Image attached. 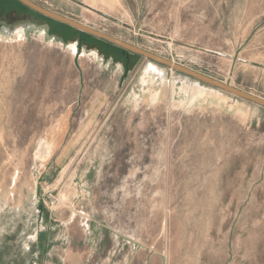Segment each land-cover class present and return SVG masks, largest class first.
Instances as JSON below:
<instances>
[{
  "label": "rangeland",
  "instance_id": "rangeland-1",
  "mask_svg": "<svg viewBox=\"0 0 264 264\" xmlns=\"http://www.w3.org/2000/svg\"><path fill=\"white\" fill-rule=\"evenodd\" d=\"M31 1L264 98V0ZM0 41V264H264L263 106L18 0Z\"/></svg>",
  "mask_w": 264,
  "mask_h": 264
},
{
  "label": "water",
  "instance_id": "water-1",
  "mask_svg": "<svg viewBox=\"0 0 264 264\" xmlns=\"http://www.w3.org/2000/svg\"><path fill=\"white\" fill-rule=\"evenodd\" d=\"M18 1H20L21 3L26 5L29 9H31V10H33V11H35V12H37V13L45 16V17H48V18L56 20L58 22L67 24V25L77 29L80 32L87 33V34L95 36L99 39L105 40L109 43H112L118 47L123 48L124 50L134 52L136 54L142 55L145 58H148V59H151V60L156 61L158 63H162L164 65H167L179 73L185 74L186 76H189V77H193L200 82H203V83L209 84L211 86L220 88L224 91H227V92L232 93L238 97L249 100L251 102H254V103L264 107V98H262V97L256 96V95L251 94V93L246 92V91H243V90L238 89L236 87H233L229 84H226L224 82L213 79L207 75H204V74L196 72L192 69L186 68V67H184L180 64H177L171 60H168V59L162 58L160 56H157L155 54H152V53H150L146 50H143L137 46L131 45V44L126 43L122 40H119L115 37L107 35L101 31L93 29L87 25L79 23L73 19L66 17V16H63L61 14H58L56 12H53V11L48 10L46 8H43L31 0H18Z\"/></svg>",
  "mask_w": 264,
  "mask_h": 264
},
{
  "label": "crops",
  "instance_id": "crops-1",
  "mask_svg": "<svg viewBox=\"0 0 264 264\" xmlns=\"http://www.w3.org/2000/svg\"><path fill=\"white\" fill-rule=\"evenodd\" d=\"M107 7L109 6V7H112V6H115L116 4H118L119 3V1L118 0H112L113 1V3H111L109 0H101ZM82 3V6L84 7V8H86L88 11H91V12H95V13H98V12H100L102 9H101V7H98L94 2H90V1H88V0H84L83 2H81ZM41 35L45 38V35L44 34H42V32H41ZM26 38V33H24V35H22L20 38H18V39H11V41H16V42H20L21 40H24ZM2 41H4V38L3 39H1ZM2 41H0V42H2ZM72 43H75L76 45H77V43L76 42H72ZM71 44V43H70ZM69 44V47H70V49H71V53H72V55H77V54H79V56L80 57H86V56H92L94 59H98V57H99V54H98V52H97V55L94 53L95 51H93V52H91L90 54L86 51V50H83L82 52H80L79 51V49H78V45L76 46H72V45H70ZM188 46H190V47H194L193 45H188ZM200 49H203V50H205L204 48H200ZM77 51V52H76ZM152 63V62H151ZM153 64H155V63H153ZM157 65V64H156ZM27 83V81L25 82V83H18V85H17V88H15V89H13L14 91H15V93H16V97H15V101L17 102V103H19L20 105H24V104H26L27 102H32V99L34 100V104H36V103H38V100H37V98L39 97V98H48V95H47V93L46 92H42V91H40V89H38L35 85L33 86V88L34 87H36V89H34V92H33V90L31 91L30 90V87L31 86H28L27 88L29 89V91H30V93H31V95H32V97H31V99L29 100V99H26V97L24 96L25 94H22L21 92H22V89L27 85L26 84ZM29 97V96H28ZM48 100V99H47ZM26 112V109H23L22 110V113H25ZM33 113V114H32ZM46 111H45V113H44V115L43 116H45L46 115ZM31 114H32V118L36 121V120H42V118H43V116H40V115H38V114H35L33 111H31ZM51 151H52V144L51 143H48V142H46L45 140H41L40 142H39V145H38V148H37V150H36V152H35V158L36 159H38V160H40V161H45L48 157H49V155L51 154ZM71 164V163H70ZM62 179V178H61ZM59 180L60 182L62 181V180Z\"/></svg>",
  "mask_w": 264,
  "mask_h": 264
},
{
  "label": "bare ground",
  "instance_id": "bare-ground-1",
  "mask_svg": "<svg viewBox=\"0 0 264 264\" xmlns=\"http://www.w3.org/2000/svg\"><path fill=\"white\" fill-rule=\"evenodd\" d=\"M71 45L72 46H75L76 44L75 43H71ZM77 46V45H76ZM77 52V51H76ZM12 156V155H11ZM14 157V156H13ZM11 160H13V159H11ZM71 166H72V163L71 164H69L67 167H66V169H65V171H63V174H62V176H61V180H63L64 179V176L65 175H67L68 174V172H70V168H71ZM17 178H18V175H17V173L15 172V174L12 176V180H11V184L13 185V187L16 185V182H17ZM12 190V189H11ZM9 191V198H11L12 196H14V194L13 193H11L12 191Z\"/></svg>",
  "mask_w": 264,
  "mask_h": 264
},
{
  "label": "trees",
  "instance_id": "trees-1",
  "mask_svg": "<svg viewBox=\"0 0 264 264\" xmlns=\"http://www.w3.org/2000/svg\"><path fill=\"white\" fill-rule=\"evenodd\" d=\"M32 11H33V10H32ZM34 12H35V11H34ZM35 13H36L37 15L41 16V17H44V18L48 19L49 21H54V22H56V23H59V24L65 26V27H67V28H70V29H72V30H76V31H78L77 29H75V28H73V27H71V26H69V25H67V24H64V23L58 22V21H56V20L50 19V18L45 17V16H43V15L37 13V12H35Z\"/></svg>",
  "mask_w": 264,
  "mask_h": 264
}]
</instances>
